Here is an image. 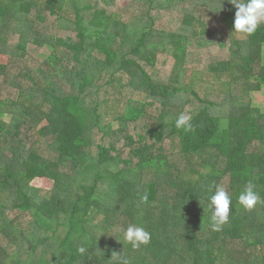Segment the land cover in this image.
I'll return each instance as SVG.
<instances>
[{"label":"trees","instance_id":"trees-1","mask_svg":"<svg viewBox=\"0 0 264 264\" xmlns=\"http://www.w3.org/2000/svg\"><path fill=\"white\" fill-rule=\"evenodd\" d=\"M230 2L0 0L1 55L24 66L29 44L53 49L46 69L0 65L17 91L0 93V264H264V203L238 202L248 182L264 200V112L249 95L264 90V23L235 32ZM211 85L226 91L204 94ZM181 113L190 130L176 128ZM216 186L232 198L220 231ZM130 224L150 242L127 243Z\"/></svg>","mask_w":264,"mask_h":264},{"label":"clouds","instance_id":"clouds-1","mask_svg":"<svg viewBox=\"0 0 264 264\" xmlns=\"http://www.w3.org/2000/svg\"><path fill=\"white\" fill-rule=\"evenodd\" d=\"M235 8V17L233 30L244 35H252L257 28L264 23V0H231ZM192 117L185 113H181L176 121L177 129H191ZM255 185L248 182L244 190L238 197V202L246 210L253 209L258 203H264V200L254 190ZM146 199V197H145ZM232 198L222 186H216L214 194L209 197V209L211 211V228L213 231H220L222 226L229 221L230 205ZM123 238L133 248H139L141 245H146L150 242L151 234L142 226L130 224L123 230ZM85 249L81 247L79 252L83 253ZM119 264H129L127 258L119 257Z\"/></svg>","mask_w":264,"mask_h":264},{"label":"rangeland","instance_id":"rangeland-1","mask_svg":"<svg viewBox=\"0 0 264 264\" xmlns=\"http://www.w3.org/2000/svg\"><path fill=\"white\" fill-rule=\"evenodd\" d=\"M119 3H120V1H119ZM125 4H128V3H124L122 6H124ZM183 6H184V4H183ZM131 14L132 13L130 12L129 16ZM183 15L184 14H178L177 19ZM171 17H173V15H170L168 17V19H164L163 21L160 20V22H158L159 26L161 27V26L170 25L172 23V21L169 18H171ZM205 22L209 24V18H206ZM55 33L58 35H62V33L60 31L55 30ZM52 34H54V33H52ZM64 34H66V33H64ZM216 50H218V49H215L214 51H212L211 56H213V57L224 56L223 53H219ZM52 52H53V49L49 46L39 47V46H36L33 44H29L27 47V51H26V60L25 59L23 60V63H25L24 66H23V64H21V61L20 62H18V61L14 62L9 57V55H1V54H0V65L4 66L5 69H6V67H7V69L9 67V69L11 71V73L9 74L10 76H13V75L19 73L20 71H22V69L26 71L31 67L34 68L35 71L39 68L46 69L47 65L45 63L48 60V58ZM195 56L197 57L198 55H195ZM200 59H201V63H204V65H206L207 61H206L205 57L202 56V57H200ZM164 61L170 62V61H173V59L172 58L171 59L162 58V62H164ZM263 65H264V50H263ZM166 69L167 70H165L164 73L166 75H168L169 71L172 68L171 69L166 68ZM38 81L40 84L43 83L42 79H39ZM25 84H26V87H25L26 88L25 92H26L27 89H29V86L31 83L27 82ZM206 84H208V80H207ZM206 90L208 91L207 95L216 96L220 93L225 92L226 88L225 87L215 88L213 85H211L209 87L208 86L203 87V93L204 94H206L205 93ZM0 93L6 94V96H8L12 99L17 97V91L11 85L7 84L3 80L0 81ZM249 95L252 99L253 106L255 108L261 109L264 112V90L261 92H257V93H250ZM11 117H12L11 114H5L2 116L3 120L7 123H9L11 121ZM45 126H46V123L42 124L38 129H41ZM32 137H34V136H32ZM34 146L37 147V151H39L40 154L46 155L47 158L51 157L52 151L50 150V148H49L50 146L47 144V142H45L43 144L42 143L38 144L37 140H35V138H32L30 147H34ZM1 153H2V151H0V159H2V156H3ZM5 156L6 157H4V158L11 157L10 155H5ZM192 166H193V164L190 167H192ZM181 168L184 170H188L187 165H181ZM31 186L36 188V189L42 190L43 192H50L53 189L54 184H53V182H51L49 180H36L32 183ZM9 217L11 218V220H13L18 226H20L23 229H26L28 226L30 227L33 224V218L31 216V214H29V213H21L19 211H13L12 213L9 212ZM0 242H1V244H3L2 242H5V239L3 237H1Z\"/></svg>","mask_w":264,"mask_h":264}]
</instances>
